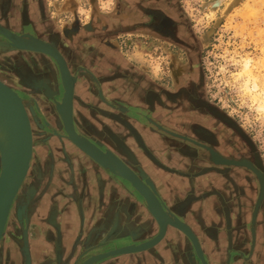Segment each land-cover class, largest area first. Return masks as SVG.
<instances>
[{"label": "flooded vegetation", "instance_id": "flooded-vegetation-1", "mask_svg": "<svg viewBox=\"0 0 264 264\" xmlns=\"http://www.w3.org/2000/svg\"><path fill=\"white\" fill-rule=\"evenodd\" d=\"M8 1L0 0V26L18 38L34 35L30 27L24 26L33 25L34 20L29 11L23 8L26 7V0H21V11H2L3 3ZM38 1L34 0L36 4ZM114 2L118 6L114 11L117 22L113 27H106L105 31L114 35L140 34L145 38V62L131 59L127 64L130 78L128 102L120 100L114 91L119 51L107 54L105 41L102 40L101 43H94L97 45V51L94 52L90 47L92 44L84 42L86 32L83 31V65L73 67L65 50H68V45H79L78 42H72L64 35L60 40L51 42L65 58L71 75L76 79V90L78 88L83 92L82 99L76 95L73 105L74 114L80 113L81 109L83 111V134L78 130L74 118L76 131L83 135V139L101 146L103 151L114 153L144 178L143 181L153 183L165 211L163 221L173 224H178L176 219L183 221L195 234L202 248L209 246L210 250H204L207 256L215 250L227 259L230 252L238 250L245 257L250 256V264H264L262 157L247 131L209 100L201 69V39L192 30L184 9L178 0ZM4 45L11 44L0 36V80L24 102L32 129L33 157L25 182L15 198L19 199L18 204L11 207L0 241V264H28L29 258V264H45L42 262L55 253L59 254L56 256L58 263L59 260L64 263L66 230L61 214L73 206L67 202L69 198L64 193L77 194L76 203L83 201V232L88 215L85 210L95 207L99 214H103L108 205H113L121 221L120 230L114 235H130L129 245L155 238L160 229L157 222L150 220L149 213L147 217L137 215L134 204L127 205L126 201H123L126 208L119 209L112 203L117 197L110 200L105 196L104 190L117 185L115 179L104 176L98 168L95 180L83 178L81 173L76 172V168L81 165L73 162L71 143L55 112L54 102L61 103L63 99L61 86L54 83L55 77H50L51 84L40 88L38 81L43 75L34 68V55L29 58L32 59L31 64H24L29 69L27 71L24 66L15 63L19 58L13 56ZM111 47L121 49L119 43ZM126 110L152 130L149 134L156 141L161 154L177 159L180 170L172 171L187 175V183L196 192L195 202L199 204L206 199L207 206L215 208L219 224L206 226L203 224L205 216L202 219L200 212L195 214L198 216L195 219L202 223L191 224L187 215L191 209V206L188 207L190 201L186 198L180 201L178 198L172 199L173 191L169 186L166 187L169 192L163 194L151 177L140 172L141 160L131 150L129 143L131 139L145 145V139L136 131V122L128 120L122 128L117 121L116 116H123L121 112ZM151 157L156 168L169 170L160 157L154 153H151ZM90 165L91 161L83 159V169ZM72 169L75 182L67 184L64 182L66 173L69 174ZM40 188H44L42 197L39 195ZM91 195L94 196V203L90 199ZM80 198L82 201H79ZM26 207L28 223L22 221ZM13 211L15 216L11 219ZM19 211L22 212L21 219ZM93 214L87 216L89 220ZM126 221L131 224L129 228L123 224ZM210 230L217 233L214 238L207 236ZM45 231L49 233L50 239L43 236ZM92 241L91 237L88 243ZM190 246L189 237L169 223L163 239L150 249L152 253L148 254L145 262L188 264L182 257L188 258L189 253L193 252ZM47 262L54 264L49 260Z\"/></svg>", "mask_w": 264, "mask_h": 264}, {"label": "rangeland", "instance_id": "rangeland-1", "mask_svg": "<svg viewBox=\"0 0 264 264\" xmlns=\"http://www.w3.org/2000/svg\"><path fill=\"white\" fill-rule=\"evenodd\" d=\"M40 2L54 23L55 32L61 38L64 35L68 40L78 42L79 45L67 46L69 53L76 58L71 57L70 59L74 64L73 67L83 65V29L80 27L88 28L89 32H86L84 42L91 43L90 47L94 52L97 51V45L94 43L104 40V48L107 54L119 51V55H123L128 60L136 59L139 63L145 62V38L143 35H114L112 32L105 31L106 27H113L117 22L114 11L118 6L115 5L114 0H43ZM178 2L184 9L192 30L201 39V69L209 100L247 131L256 144L264 165V110L259 107V105H264V0H178ZM29 3L34 5V0H26L33 19L32 9L30 10L31 4L29 7ZM22 6L21 0H13L10 10L21 11ZM116 43L120 44V50L111 47ZM82 96L83 92L77 88V97L82 99ZM80 113L83 116L82 109ZM72 159L74 163L82 166V162L78 158L75 159L74 155ZM81 166L76 168V172L83 174ZM104 176L107 174L104 173ZM64 182L74 184L73 169L70 170L69 174L66 173ZM115 187L120 192L118 197L127 195L125 190L118 185ZM44 188H40V196L43 195ZM64 194L67 199L69 198L67 202L73 205L70 210L61 211L64 213L61 216L63 217V227L66 230L64 243L66 250H69L71 241L75 238L74 235L79 232L80 221L78 211H76L77 194ZM105 196L107 197L106 193ZM90 197L94 203V196L91 195ZM18 200L17 198L14 201V207L17 206ZM81 200L80 198L79 201ZM81 203L79 202V204ZM27 207L23 211V216L22 210L19 211L20 219L22 216V221L25 223H28ZM94 208L90 209L89 212L85 210V212L86 214L93 212L92 218L97 219L102 213L99 214ZM136 214L143 217L148 216V212L143 208L137 210ZM13 216H15L14 211L11 214V219ZM75 220L78 224L76 227L74 225ZM85 220L86 228L90 221L89 217L86 216ZM99 224V229H102L105 238L113 236L120 230L121 221L115 206L108 205L105 217ZM73 228H75V234L72 233ZM42 234L46 238L50 236L46 231ZM95 237L92 239H96ZM204 249L210 250L207 245L204 246ZM248 249H250L249 242ZM215 253V250L212 251V255ZM65 255L64 253L63 258ZM233 256L236 255L233 254ZM193 259L195 261L196 257L193 256ZM29 260L30 258L28 262ZM48 260L54 263L52 255H49L42 263L46 264ZM66 260L67 257L63 262L65 263ZM249 260L250 256H244L240 258L239 264H250ZM56 261L58 260L56 259ZM59 263L62 262L59 260Z\"/></svg>", "mask_w": 264, "mask_h": 264}, {"label": "water", "instance_id": "water-1", "mask_svg": "<svg viewBox=\"0 0 264 264\" xmlns=\"http://www.w3.org/2000/svg\"><path fill=\"white\" fill-rule=\"evenodd\" d=\"M40 1L43 0H39L34 7L32 6L33 8L31 10L33 14L32 16L38 18L40 21V28L38 29L31 24H24V26L30 27L29 29H31L34 33V35L30 34V37L34 39L36 43L27 44L16 35L0 26V36L5 37L11 44L4 46L9 48L10 53H12L13 56L19 58V61H15V63L19 64V66L25 67V62L32 63V59L29 58L34 55L32 57L36 65L34 68L43 75L41 76L40 81H38V86L40 88H46V86L51 84L50 77H55L54 83L57 84L58 87L59 85L61 86L63 90V99L61 103L54 102L56 107L55 112L62 121L63 131L67 139L70 141L74 151V158H78L82 162L81 171H83V178L89 172L95 175L96 169H100L101 172H104L112 179H115L118 187L125 190L127 193L125 196L120 195V197H118L120 192L116 187L112 188L116 194H113L114 197H117L116 201H112V203H114V205H116L119 209L126 208L123 205V201H126L127 205H129V203L134 204L135 207L133 208L136 211L141 208L145 209V211H147L150 215V220L152 222H157L160 229L159 234L155 238L144 243L139 240V244L135 243L132 245H129L131 236L125 233L105 238L102 229H99V224L95 218H92L89 221L83 232V201L81 200V204L76 203L77 213L80 220L79 232L75 239L71 241L70 249L64 251L66 252V257L68 256L67 264H122V262L118 259L130 255H144L146 253H152L150 249L163 239L169 223L184 232L190 239L192 245L190 247L193 252L191 254L189 253L188 258L184 257V255L182 257V259L188 264H213V259H221L219 264H239L240 258H243L244 255H242L238 250L230 252L227 259L224 258L223 254H218L217 252L214 255L208 253L209 255L207 256V253H204V247L202 248V245L195 234L183 221L176 219L175 221L178 222V224L164 222L163 219L165 211L158 198L155 185L149 180L143 181L144 178L137 175L135 171L121 161L114 153L109 150L103 151L101 146L90 142L87 139H83V135L76 131L74 118L76 119L78 130L83 134L82 113L75 112L74 114L75 109L73 107L77 95V90L75 88L76 79L71 75L65 58L61 55V53H58L53 45H51V42L54 39L60 40L61 37L57 32H55L53 27L54 23L50 20L48 13L41 6ZM30 4L31 3H29V6ZM12 5L13 0H9L8 2L3 3L1 10L7 12L10 8H12ZM23 8L29 10L27 4L26 7ZM81 28L83 31L89 32L88 28L84 29L83 27H80V29ZM65 53L66 56L70 58L72 57L68 50H65ZM72 58L76 59L75 57ZM25 70L29 71L27 67H25ZM44 72L46 74H44ZM47 73H49V75L51 74V76ZM0 102L5 110V114L9 118V133L12 135L11 138H13V145L9 155L0 163L1 241L11 207L20 191V188L22 187L23 181L27 176L30 167L31 158L33 157V142L29 114L23 100L13 89L1 80ZM122 114L123 116L117 115L116 118L118 119L117 121L119 124L123 127L126 126L128 118L131 116L129 115V112H122ZM83 159H88L91 161L92 165L83 169ZM79 186H81V184ZM127 207L132 209L129 206ZM107 209L108 208L105 209L102 216L100 215L101 219L105 217ZM123 224L125 228H129L131 225L128 221ZM216 234L215 230H210L209 233H207V236L209 235V238H214ZM91 237H95L96 239L88 243L91 240ZM233 254L236 256H233ZM56 256H59V254H52L54 263L57 262L55 258ZM193 256L196 257L195 261Z\"/></svg>", "mask_w": 264, "mask_h": 264}, {"label": "crops", "instance_id": "crops-1", "mask_svg": "<svg viewBox=\"0 0 264 264\" xmlns=\"http://www.w3.org/2000/svg\"><path fill=\"white\" fill-rule=\"evenodd\" d=\"M34 5H36L35 2H34ZM34 5L32 3L31 7L29 6L30 10L33 8L32 6ZM33 19H34L33 25L39 29L41 26L40 21L38 20V18H35V17ZM128 62H129L128 59H126L123 55H120V59L117 62L118 64H116L117 66L116 69H118L116 74L118 76H116L117 82L115 81L116 84L114 87V91L117 97H119L120 100H124L127 102L129 101L128 100V86L130 84V78L128 75L129 71H128V66H127ZM108 67H106L107 72H108L107 70ZM78 93H79V90H78ZM126 112L128 111L127 110L124 111V113ZM128 120H130L131 122L137 123L135 124L136 126L134 124L133 125L137 128L136 131L142 134L143 138L145 139V142H144L145 145L138 144L135 141H131V139L129 143L131 150L134 151L136 156L139 157V159L141 160L140 165H139L140 172H144L147 176L151 177L154 180L155 184L158 186L159 190L163 192V194H166L169 192L167 189L169 186V188H171V190L173 191V195L171 197L172 199L178 198V200L180 201L186 198L190 201V205L188 207L191 206V209H189V211L187 212V215H188V219L191 221V224H201L202 223V222L198 223L197 220L195 219V218H198V216H195V214H198V212L201 213L202 219L204 218L203 216H205L203 224H205L206 226L209 227V226H213L214 224L215 225L219 224L220 222H218V219L215 217V213H214L215 208L213 209L212 205L207 206L206 199L204 201L202 200L201 201L202 203L199 202V204L195 202L194 197L196 196L195 195L196 192L194 193L192 191V187L187 183V179H188V177H186L187 175L180 174V173L178 174L172 171V169L180 170V166L176 164L177 159H170L169 156H166L164 153L161 154L158 151L157 144H155L156 141L154 142L151 139V135L149 134L152 130L148 128V126L143 124L140 120H137L136 118L132 116L129 117ZM151 153L152 154L154 153L156 156L160 157V159L163 161V164L168 165L167 168L169 170L164 171L162 169L156 168V165L154 164L153 159L151 157ZM85 177L93 178V180H95L96 175L89 172L86 174ZM178 183H180V185ZM104 193L107 194V197L110 200L114 198L113 194H115V192L112 188L104 190ZM92 213L93 212L87 213V214L91 215ZM148 254L149 253H146L144 255H130V256H126L118 260L122 262V264H136V262H139V261L140 263L143 262V264H148L147 262H145L149 256Z\"/></svg>", "mask_w": 264, "mask_h": 264}, {"label": "bare ground", "instance_id": "bare-ground-1", "mask_svg": "<svg viewBox=\"0 0 264 264\" xmlns=\"http://www.w3.org/2000/svg\"><path fill=\"white\" fill-rule=\"evenodd\" d=\"M23 42L27 43V44H35L36 41L34 39H32L30 36H25L20 38ZM248 67V66H246ZM259 105V104H258ZM259 107L261 109L264 110V105H259ZM10 122H9V118L7 117V115L5 114V110L2 107V104L0 102V163L2 162V160L4 158H6L12 148L13 145V138H11L12 135H10L9 130H10ZM32 130V129H31ZM33 138V137H32ZM33 142V139H32ZM32 159V158H31ZM83 175V174H82ZM26 179V177H25ZM25 179L23 181V184L25 182ZM22 184V185H23ZM79 203V202H78ZM104 219V218H102ZM101 217L97 218V222L98 224L101 223ZM107 220V219H106ZM110 221V220H109ZM75 227L78 226V224L76 223V220L74 222ZM100 225V224H99ZM105 225H106V221H105ZM109 225V224H108ZM99 227V226H98ZM116 227V226H115ZM105 228V226H104ZM115 229V228H114ZM113 229V230H114ZM75 228H73L72 233H74ZM75 237L77 236V233L74 235ZM111 236V235H110ZM112 237V236H111ZM75 239V238H74ZM94 240V239H93ZM58 259V258H57ZM67 260H68V256H67ZM67 260L65 261L64 264H67ZM58 262V261H57ZM220 260H214L213 264H219ZM29 264V262H28ZM234 264V263H233Z\"/></svg>", "mask_w": 264, "mask_h": 264}]
</instances>
